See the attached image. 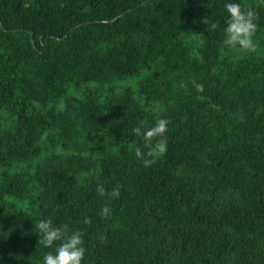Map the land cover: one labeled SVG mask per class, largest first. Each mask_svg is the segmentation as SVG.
<instances>
[{
    "label": "trees",
    "instance_id": "1",
    "mask_svg": "<svg viewBox=\"0 0 264 264\" xmlns=\"http://www.w3.org/2000/svg\"><path fill=\"white\" fill-rule=\"evenodd\" d=\"M226 2L0 0V264H43L41 219L83 264H264V0L254 51L223 47Z\"/></svg>",
    "mask_w": 264,
    "mask_h": 264
},
{
    "label": "clouds",
    "instance_id": "2",
    "mask_svg": "<svg viewBox=\"0 0 264 264\" xmlns=\"http://www.w3.org/2000/svg\"><path fill=\"white\" fill-rule=\"evenodd\" d=\"M224 7L227 16L223 27V47L254 51V36L258 26L253 12L247 5L242 4L241 0H227ZM218 27L216 22L211 24V30H216ZM168 123L164 118H157L151 126L141 121L132 129L133 134L143 141V145H136L133 152L145 167L151 166L154 162L153 157L162 155L166 151L163 138L168 131ZM97 191L101 197L107 194L103 186H98ZM110 196L118 197L119 192L113 190ZM110 214L111 209L103 206L100 215L108 217ZM89 222L88 218L84 219L85 224ZM35 229L40 237L39 243L45 249H50L42 258L43 264H83L86 248L81 231H72L68 225H57L51 219H41L35 224Z\"/></svg>",
    "mask_w": 264,
    "mask_h": 264
}]
</instances>
